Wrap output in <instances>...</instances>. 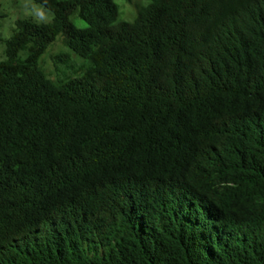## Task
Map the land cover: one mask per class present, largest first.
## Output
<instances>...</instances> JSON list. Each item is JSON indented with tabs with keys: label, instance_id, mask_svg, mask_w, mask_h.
Masks as SVG:
<instances>
[{
	"label": "trees",
	"instance_id": "obj_1",
	"mask_svg": "<svg viewBox=\"0 0 264 264\" xmlns=\"http://www.w3.org/2000/svg\"><path fill=\"white\" fill-rule=\"evenodd\" d=\"M32 1L50 20L0 57V264H264V0ZM57 35L77 75L39 66Z\"/></svg>",
	"mask_w": 264,
	"mask_h": 264
},
{
	"label": "rangeland",
	"instance_id": "obj_2",
	"mask_svg": "<svg viewBox=\"0 0 264 264\" xmlns=\"http://www.w3.org/2000/svg\"><path fill=\"white\" fill-rule=\"evenodd\" d=\"M117 7L116 20L130 21L137 5L147 0H112ZM17 17H30L36 21H48L51 13L32 0H0V57H2L3 39L10 34L13 20ZM70 20L79 27L85 22L76 15ZM83 62V58L68 49L59 35L46 47L40 55L38 64L50 78L56 79L65 75H77L73 70Z\"/></svg>",
	"mask_w": 264,
	"mask_h": 264
}]
</instances>
